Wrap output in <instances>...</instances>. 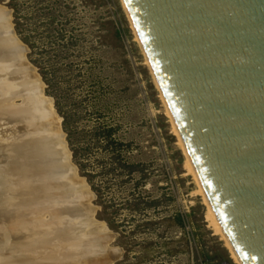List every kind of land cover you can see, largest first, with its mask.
<instances>
[{
    "label": "water",
    "instance_id": "1",
    "mask_svg": "<svg viewBox=\"0 0 264 264\" xmlns=\"http://www.w3.org/2000/svg\"><path fill=\"white\" fill-rule=\"evenodd\" d=\"M122 1L226 236L243 264H264V0ZM27 53L11 11L0 5V104L11 108L0 122L14 128L0 140V166L21 176L4 189L12 197L38 193L14 241L50 236L48 250L59 258L114 264L121 251L110 247L108 231L100 233L95 195ZM66 229L71 238L57 240Z\"/></svg>",
    "mask_w": 264,
    "mask_h": 264
},
{
    "label": "rangeland",
    "instance_id": "2",
    "mask_svg": "<svg viewBox=\"0 0 264 264\" xmlns=\"http://www.w3.org/2000/svg\"><path fill=\"white\" fill-rule=\"evenodd\" d=\"M0 5L11 11L72 162L95 195L96 219L113 237L110 247L121 251L114 264H238L206 219L207 206L186 170L187 155L123 1ZM13 130L0 122V140Z\"/></svg>",
    "mask_w": 264,
    "mask_h": 264
},
{
    "label": "bare ground",
    "instance_id": "3",
    "mask_svg": "<svg viewBox=\"0 0 264 264\" xmlns=\"http://www.w3.org/2000/svg\"><path fill=\"white\" fill-rule=\"evenodd\" d=\"M125 7V6H124ZM126 9V8H125ZM127 12V10H126ZM128 14V12H127ZM128 18L131 22V26L135 32V36L137 41L139 42L142 50H143V46L141 44V41L139 39V36L136 32V29L134 27V24L132 22V19L130 18L129 14H128ZM144 52V50H143ZM145 54V52H144ZM145 58L147 60V63L151 69L150 63L146 57L145 54ZM146 63V62H145ZM152 72V69H151ZM153 74V72H152ZM154 76V74H153ZM155 79V76H154ZM156 81V79H155ZM156 84L158 86V83L156 81ZM159 89V88H158ZM160 90V89H159ZM161 92V91H159ZM162 94V93H160ZM162 99L164 100V97L161 95ZM163 102H165L166 108H167V112L168 115L171 118V122H173L172 127H174V131L177 134V137H179V141L180 144L183 146L182 150L185 151V154L187 155V159H186V170L188 172V174L192 175L194 177V180L198 186V191L197 194L200 195L206 206H207V214H206V219L208 221V223L210 224V227L214 230L215 234H218L222 237V239H224L226 242V246H228L227 248H229L230 253L232 258L236 261V263L238 264H243L238 256V254L235 252L233 246L231 245L228 237L226 236L224 229L216 215V213L214 212L212 206L210 205L208 198L206 196V193L204 191V188L199 180L198 174L196 172V169L194 167V164L190 158V156L187 154L184 144L182 142V139L179 135L178 129L172 119V116L170 114L169 108L166 104V101L164 100ZM53 106V105H52ZM11 114V108L10 105L8 104H0V118L3 117L4 115H10ZM55 118H56V122L58 123V125L60 126V119L57 117V114H55ZM2 134V133H1ZM8 135V134H7ZM6 137H9L7 136ZM4 136V135H3ZM5 137V136H4ZM1 139H6V138H1ZM2 148L0 147V154L2 153ZM0 162H3L0 158ZM16 170H18L17 168H15V166L10 165L7 169L4 168V166H0V264H77L74 260H73V256L66 254L65 257H60L57 256L55 253L50 252L48 249L50 248L52 242L55 240L52 237H44V238H40L35 244H37L38 246H35V244H32L31 242H15L14 239H16L17 237L20 236V234L22 232L26 231L27 228V224H29V220L27 218V216L25 215L23 209L25 207V205L27 206L29 203L33 204V202H27L30 201V199H32L33 197H35L36 195H38V193H32L34 196L31 197L28 196L27 194L22 192V191H16L15 194H17L15 197H12V193L14 194V192H11V188L10 189H4L5 186L7 185V182L10 180H13V176L15 175L17 176V180H20L21 176L19 174V171L17 172ZM27 192V191H26ZM19 194L21 195V197L19 196ZM40 194V192H39ZM19 208L20 210L18 211L17 214H15L14 216H12V214L10 215L7 211L8 208ZM9 214V215H8ZM71 230H64V233H58L55 238L59 241L61 240H67L70 239L72 234L70 232ZM107 229L106 227L102 224L100 226V233L106 232ZM40 250V256L36 257L35 253L39 252ZM63 258V259H61Z\"/></svg>",
    "mask_w": 264,
    "mask_h": 264
},
{
    "label": "trees",
    "instance_id": "4",
    "mask_svg": "<svg viewBox=\"0 0 264 264\" xmlns=\"http://www.w3.org/2000/svg\"><path fill=\"white\" fill-rule=\"evenodd\" d=\"M178 218H179L180 225L182 227H184L185 226V220H184V218L182 216H178Z\"/></svg>",
    "mask_w": 264,
    "mask_h": 264
}]
</instances>
